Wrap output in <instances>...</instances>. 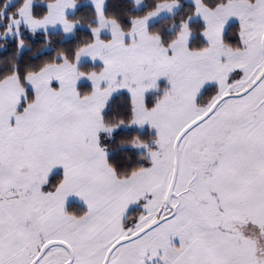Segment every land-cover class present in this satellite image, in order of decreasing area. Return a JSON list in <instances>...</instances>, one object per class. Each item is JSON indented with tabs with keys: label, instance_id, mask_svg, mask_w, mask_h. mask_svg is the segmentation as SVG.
<instances>
[{
	"label": "snow or ice",
	"instance_id": "obj_1",
	"mask_svg": "<svg viewBox=\"0 0 264 264\" xmlns=\"http://www.w3.org/2000/svg\"><path fill=\"white\" fill-rule=\"evenodd\" d=\"M107 4L0 2V264H264V0Z\"/></svg>",
	"mask_w": 264,
	"mask_h": 264
},
{
	"label": "trees",
	"instance_id": "obj_2",
	"mask_svg": "<svg viewBox=\"0 0 264 264\" xmlns=\"http://www.w3.org/2000/svg\"><path fill=\"white\" fill-rule=\"evenodd\" d=\"M2 2V0H0ZM39 2V0H38ZM88 9H90V6H87ZM84 15L87 17V19H91L92 16L90 14V11H87L85 9L81 10ZM106 11L109 14H115L121 19H125L128 14H136L137 12L143 11V8L140 10L135 9V4L131 0H108V4L106 7ZM172 20L170 17H165L159 22L156 23V26L158 28H161L163 31H168V29L171 27ZM59 37H57L58 39ZM27 43L23 51L19 53V63L22 64V66H33L37 63L38 58L41 54V48H40V41L35 40L29 36L25 37ZM7 52L0 51V57L2 56H9L13 60L16 58V48L13 43H9L7 45ZM12 67L11 61H6L2 64H0V71H7L10 70Z\"/></svg>",
	"mask_w": 264,
	"mask_h": 264
},
{
	"label": "rangeland",
	"instance_id": "obj_3",
	"mask_svg": "<svg viewBox=\"0 0 264 264\" xmlns=\"http://www.w3.org/2000/svg\"><path fill=\"white\" fill-rule=\"evenodd\" d=\"M131 1L135 4V0H131ZM135 9H136V10H140V9H142V7H141V8H137V7L135 6ZM163 18H165V17H162L160 20H162ZM160 20H159V21H160ZM159 21H157V22H159ZM157 22H156V23H157ZM26 36L31 37L30 35H26ZM31 38H33V37H31Z\"/></svg>",
	"mask_w": 264,
	"mask_h": 264
}]
</instances>
